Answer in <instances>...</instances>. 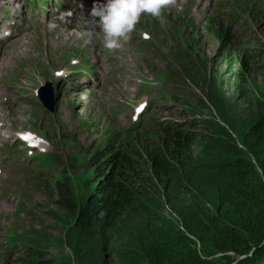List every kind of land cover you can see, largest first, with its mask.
I'll return each mask as SVG.
<instances>
[{
	"label": "rangeland",
	"instance_id": "374dc122",
	"mask_svg": "<svg viewBox=\"0 0 264 264\" xmlns=\"http://www.w3.org/2000/svg\"><path fill=\"white\" fill-rule=\"evenodd\" d=\"M34 1L0 0V57L1 40L9 34H13L15 38L21 33L24 36L23 43L33 44L35 48L44 47L45 52L43 54L39 48L36 51L28 48L22 52L25 59L16 66L31 63L26 66V70L19 69L24 75L19 76L17 91L7 88V97L0 98V111L8 116L11 124L3 134L5 140L0 139V150L4 143H8L0 151V168L25 175L12 178L6 172L0 173V189L4 187L5 181L11 183L6 191H1L2 194L6 193L7 198L0 197V201L6 202L5 210L0 209V264H79V258L76 259L74 252L77 249L75 241H70L77 213L68 206L77 208L94 190V170L89 165L88 158L90 159V154L106 148L110 139L121 141V131L135 121V106L143 101L149 104L155 102L151 109V127L140 131L139 136L126 145L133 160L142 172L152 174L150 165L153 166L152 157L156 154L172 170V177L178 175L180 181H185L183 168H191L189 164L203 150L206 139H211L213 134L210 125L219 123L237 136L235 132L239 129L234 120L228 117L227 108L234 110L243 119L254 118L255 110L248 102L250 98H263L264 8L259 16L255 11L249 19L246 18V13L264 0L250 2L248 6L240 8L238 17L233 20L230 17L235 18L236 13L232 15L230 10L226 12V0H173L162 8L159 16L142 13L131 33L136 34L132 35L133 38L139 35L138 38L147 41V46L139 51V57L146 58L147 63L140 62L136 53L131 50L136 39H127L119 52L127 55L132 72L121 66L118 54H105L101 59V69L88 60L87 63L92 66L91 73L86 71L74 74L68 79L72 84L78 83L83 91L78 92L74 88L71 90L73 93L67 94L70 98L67 100L63 95L66 92L63 91L61 95V85L58 84L57 96L62 97L60 102L53 90L52 82L58 81L54 73L66 71L72 62L71 57L77 55V58L85 60L98 47L88 45V36L76 37L72 43H66L67 49L62 54L50 58L49 47L55 46L59 41L52 27L64 30L73 25L69 31H76L75 26L80 24L81 18L76 13L77 2L82 1L87 9L88 0H56L58 3L50 6L49 15L46 7L36 4L33 6ZM36 1L42 3L44 0ZM228 1L233 10H236L238 1L248 2ZM59 4L66 9L63 15L53 10ZM261 6L264 7V4ZM86 12L89 16V12ZM59 15L65 21L68 20L67 23L59 25L52 21ZM69 15L73 16L68 17ZM76 16L79 17L78 21L71 22L70 19ZM216 16L226 21V25L232 29L228 38L236 41L234 56H251L244 70L235 71L241 66L239 62H233L229 69L222 59L216 61L217 48L225 47L218 35L221 28L213 21ZM203 17H207L208 21ZM152 20L154 27L150 25ZM160 26L163 30L158 33L157 28ZM84 27H89V24ZM77 34L81 35L82 32L77 31ZM207 34V40L202 39L201 45H198L196 35ZM16 45L20 46L18 38ZM193 55L196 58L190 61V56ZM152 60H155L154 64ZM37 63L41 66H37ZM85 69L90 71L89 68ZM38 70L42 75L35 82L33 74ZM236 76L240 77V81ZM8 81L11 84L18 82L11 75L8 76ZM61 81H64V77ZM49 84L53 110L45 107L40 98L41 90L46 89ZM22 91L27 95L29 92L34 94L32 103L24 105L29 111L23 107V102L30 101ZM242 92L247 94L243 95ZM110 93L117 95V99L112 100L114 106L101 103V110L97 101L108 99ZM76 94L83 98L79 100L81 96ZM12 97L17 100L14 101ZM38 97L48 113L45 114L43 109L40 111ZM4 99L9 101L4 103ZM225 103L230 106L226 107ZM111 108L114 109L108 110ZM222 112L227 115L228 121L224 119ZM112 113L116 115V120ZM229 122L233 131L228 126ZM168 130H171V134L182 137L170 138ZM21 162V166L14 165ZM201 164L209 168L217 167L210 162ZM133 168V171L137 170L134 166ZM134 177L137 178V183H134L136 191H149L148 182L132 175V179ZM170 178V173L167 172L164 180L169 181ZM170 182L172 181L166 182L167 185H172ZM154 185L159 190L149 185L153 195L160 196L159 193H163L164 197V183L156 181ZM186 186L187 190H183L178 201L184 196L188 200L197 193L192 185ZM170 204L167 197V215L170 213ZM110 250L103 262L119 264L114 249L111 247ZM236 255L219 253L207 259L211 263L227 264L230 259L235 261L238 258ZM216 259L217 261H213Z\"/></svg>",
	"mask_w": 264,
	"mask_h": 264
},
{
	"label": "trees",
	"instance_id": "16d2710c",
	"mask_svg": "<svg viewBox=\"0 0 264 264\" xmlns=\"http://www.w3.org/2000/svg\"><path fill=\"white\" fill-rule=\"evenodd\" d=\"M218 35L225 46L218 54L224 56L227 68L239 62L235 71L244 70L251 56L239 60L230 34L220 30ZM262 95L248 102L255 110L254 118L243 119L227 108L239 129L237 136L219 123L210 125L211 139H206L203 150L189 164L191 168H183L185 181L178 175L172 177V170L156 154L150 165L152 174L140 170L126 147L140 133L117 142L110 139L106 148L90 154L96 186L80 206H68L77 213L70 241H75L79 264H106L103 259L111 247L119 264H209L212 261L207 258L219 253L237 254L227 264H264V90ZM175 136L182 137L173 133L170 138ZM167 172L172 185L164 180ZM132 175L148 182L149 191H136L137 178ZM156 181L164 183V197L163 193L153 195L149 185L159 190ZM185 182L197 193L178 201L187 190ZM167 197L171 203L168 215Z\"/></svg>",
	"mask_w": 264,
	"mask_h": 264
},
{
	"label": "clouds",
	"instance_id": "9594fccd",
	"mask_svg": "<svg viewBox=\"0 0 264 264\" xmlns=\"http://www.w3.org/2000/svg\"><path fill=\"white\" fill-rule=\"evenodd\" d=\"M172 2L173 0H92L89 16L95 27L103 33L104 46L107 49H117L121 47V40L129 38L142 13L159 16L162 8ZM253 9V13L256 11L260 14L259 6ZM231 33L232 31L229 37ZM91 35L89 33L88 42H91ZM215 56L216 61L224 57L218 53Z\"/></svg>",
	"mask_w": 264,
	"mask_h": 264
},
{
	"label": "bare ground",
	"instance_id": "6f19581e",
	"mask_svg": "<svg viewBox=\"0 0 264 264\" xmlns=\"http://www.w3.org/2000/svg\"><path fill=\"white\" fill-rule=\"evenodd\" d=\"M92 6V2L90 3V8ZM78 11L83 15V19H82V23L86 24L89 22L87 16L85 15L84 11L81 8V4H79L78 7ZM57 22L61 23L63 22L62 19H56ZM61 21V22H60ZM48 33L49 35H51V31L50 29H48ZM89 33H92L91 35V42H88V45H96L97 47H99V50L102 52H105L107 50V48L104 46V39H103V33L101 31H99L95 26H90V28H88V30H86L84 32V36L86 37L88 36L89 38ZM58 39L59 41H57V44L55 46L49 47V56L51 57H55L56 55L59 56L60 54H62L66 49H67V44L68 43H72V40H74V38H76L75 35L72 36H66V32H61L58 34ZM17 39H12V40H8L5 41L4 47H3V56L1 59V64H0V69L7 73V72H14V69L16 67V65L21 61L23 62L25 57L22 56V52L23 50L21 49V46H17L16 45ZM67 43V44H66ZM31 62L28 63H24L23 65L27 66L28 64H30ZM55 63V62H54ZM122 63L124 64V62L122 61ZM37 66H41V64L37 63ZM24 74H21V76L23 77ZM41 75L42 73L38 71H36L33 74V79L36 82V80L41 79ZM68 77V75L64 76V80ZM19 80V77H18ZM58 81L57 84L61 85L62 81L61 79H57ZM20 81V80H19ZM19 82L17 85H10L7 83L6 79L4 78H0V98H6L8 95L7 91H4L2 88H10L13 91H17V89L19 88ZM60 89H62V87H59ZM116 95H113V97H115ZM67 100H69V96H65ZM60 96H57V100L58 102H60L62 100V97L60 99ZM12 99L14 101H16L17 99H15V97H12ZM22 100V99H21ZM1 101V99H0ZM4 103L8 102V99H4L2 100ZM21 103V102H20ZM76 103V102H75ZM101 105V104H100ZM28 111V110H27ZM22 117V116H21ZM22 123V122H21ZM9 125H11L9 123V119L8 116H6L3 112L0 111V139L1 140H5L4 137V132L7 130V128L9 127ZM11 135V134H10ZM16 135V134H15ZM19 135V134H18ZM12 136V135H11ZM31 139V138H30ZM34 139V138H33ZM32 140V139H31ZM37 141V140H36ZM35 142V139L34 141ZM0 169H4V168H0ZM0 173H5V171L0 170ZM6 203V202H5ZM4 201H0V209L1 210H5L6 206H5ZM12 206V205H11ZM8 207V206H7ZM16 209V208H15ZM8 209H6L7 211ZM5 211V212H6ZM11 213V212H10Z\"/></svg>",
	"mask_w": 264,
	"mask_h": 264
},
{
	"label": "water",
	"instance_id": "95a60500",
	"mask_svg": "<svg viewBox=\"0 0 264 264\" xmlns=\"http://www.w3.org/2000/svg\"><path fill=\"white\" fill-rule=\"evenodd\" d=\"M45 93L52 95L51 90H50V86H48L47 89H43L40 96L45 101L46 106L49 107L50 109H53V104L51 101H48V99H47L48 97L45 95Z\"/></svg>",
	"mask_w": 264,
	"mask_h": 264
}]
</instances>
